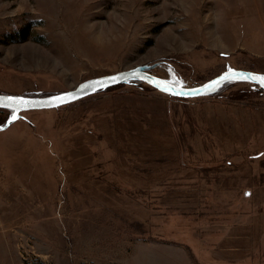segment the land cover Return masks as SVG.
<instances>
[{"label":"rangeland","instance_id":"rangeland-1","mask_svg":"<svg viewBox=\"0 0 264 264\" xmlns=\"http://www.w3.org/2000/svg\"><path fill=\"white\" fill-rule=\"evenodd\" d=\"M151 64L181 87L264 73V0H0V93ZM222 87L179 98L132 79L20 112L0 131V264H264V91ZM242 212L239 236L263 246L220 260Z\"/></svg>","mask_w":264,"mask_h":264},{"label":"water","instance_id":"water-1","mask_svg":"<svg viewBox=\"0 0 264 264\" xmlns=\"http://www.w3.org/2000/svg\"><path fill=\"white\" fill-rule=\"evenodd\" d=\"M155 66L140 65L132 69L97 76L86 79L78 83L74 88L63 92L49 93L46 95H21V94H5L0 93V108L11 110L10 115L7 117L3 124H0V131L7 128L12 122L17 120L20 116V112L32 109H49L55 108L61 105H65L76 100H79L87 95H90L99 90L106 89L108 87L128 83L132 79H138L145 82L149 86L163 92L167 95L179 97V98H192L199 96H207L216 93L224 84L233 81H244L254 84L264 91L262 86L256 80H243V79H223L224 76H264V73L254 72L243 69H233L225 71L215 77L205 81L204 83L195 87H181L172 85L166 80L155 76L150 70ZM215 81H220L219 84H215ZM166 89V90H165ZM11 98V99H10ZM15 115L17 118L12 119Z\"/></svg>","mask_w":264,"mask_h":264},{"label":"crops","instance_id":"crops-1","mask_svg":"<svg viewBox=\"0 0 264 264\" xmlns=\"http://www.w3.org/2000/svg\"><path fill=\"white\" fill-rule=\"evenodd\" d=\"M205 182L208 183V180H206ZM210 194H211V187H208L207 188V193L206 192L203 193L202 197L206 198ZM255 213L256 212H252V213L249 214L248 212H246L244 214L242 212V214H240L241 217H240V220L238 222H235L234 224H228V226H227L228 228L227 227L226 228H220V233L222 234V238L224 237V243H225V241L229 240L225 244L223 243V245H226L230 241L236 242L237 239H240V241H241L242 240V236H239V234H240V232H242V230L245 231L247 229H252L251 224H249V222H250L249 218L253 217ZM260 224H261L260 225L261 228H258V230L263 232L262 222ZM207 225H208L207 231L210 234L211 233V227H209V226L211 225V223H209ZM259 234H261V232H259ZM242 241H243L244 244L243 243L240 244V247L231 245L230 248H227V249H229L228 251H230V255L226 256V257L224 255H221V256H219L221 258L220 260H225V261H230V262H235V261H239V260L241 261V260L250 258L259 248H261V246H263V244H262L263 243V237H260L259 239H257L255 241V243L250 248H249V245H248L249 243H248V241H246V239H243ZM223 245H222V247H223ZM170 246L172 248H175L176 250H178V252L181 251L182 255L184 253L185 256L188 258V260H190L192 262L191 257H190V254H191L190 253L191 252L190 248H189L190 249L189 250L185 246H183V244H180V243L170 244ZM162 247H163V245H160V248H162ZM238 252L239 253L241 252L243 254L239 255V256H234V254H236ZM231 253L233 254V257H231ZM215 258H217V257H215ZM192 264H194V262H192Z\"/></svg>","mask_w":264,"mask_h":264},{"label":"snow or ice","instance_id":"snow-or-ice-1","mask_svg":"<svg viewBox=\"0 0 264 264\" xmlns=\"http://www.w3.org/2000/svg\"><path fill=\"white\" fill-rule=\"evenodd\" d=\"M231 71V70H230ZM223 79H243V80H248V79H251V80H256V81H258L262 86H264V76H252V75H250V76H243V75H241V76H235V75H233V76H224V77H222L221 78V80H223ZM215 84H219L220 83V81H215L214 82ZM166 90V89H165ZM11 99V98H10ZM17 117L15 116V115H13L12 116V119L13 120H15Z\"/></svg>","mask_w":264,"mask_h":264},{"label":"trees","instance_id":"trees-1","mask_svg":"<svg viewBox=\"0 0 264 264\" xmlns=\"http://www.w3.org/2000/svg\"><path fill=\"white\" fill-rule=\"evenodd\" d=\"M23 38L25 37V35L24 36H22ZM135 80H137L138 82H142V81H140V80H138V79H135ZM235 82H240V81H233V82H229V83H227V84H224V86L222 87V89L225 87V86H227V85H230V84H232V83H235ZM39 95H43V94H39ZM193 213V214H192ZM187 214V213H186ZM196 215V216H195ZM188 216L190 217V218H195L194 220H196L197 221V219H198V213L197 212H191V213H188ZM230 221V220H229ZM229 221H227V222H229Z\"/></svg>","mask_w":264,"mask_h":264}]
</instances>
